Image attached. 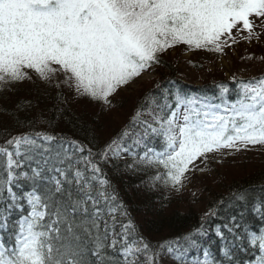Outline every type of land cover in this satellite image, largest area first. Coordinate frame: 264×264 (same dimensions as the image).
I'll return each instance as SVG.
<instances>
[{
	"label": "snow or ice",
	"instance_id": "6c2138e0",
	"mask_svg": "<svg viewBox=\"0 0 264 264\" xmlns=\"http://www.w3.org/2000/svg\"><path fill=\"white\" fill-rule=\"evenodd\" d=\"M262 36L264 0H0V92L35 82L34 74L111 107L119 89L177 46L223 54ZM231 85H217L212 97L148 93L95 152L47 132L6 139L0 264H264V199L252 203L246 193H232L237 203L229 207L237 211L215 226V239H204L201 223L152 243L104 172L110 161L125 160L127 168L150 171L153 187L179 191L207 154L264 146V74L233 75ZM217 216L214 207L204 221Z\"/></svg>",
	"mask_w": 264,
	"mask_h": 264
},
{
	"label": "trees",
	"instance_id": "16d2710c",
	"mask_svg": "<svg viewBox=\"0 0 264 264\" xmlns=\"http://www.w3.org/2000/svg\"><path fill=\"white\" fill-rule=\"evenodd\" d=\"M162 65L166 73H160L155 87L142 90L138 94L136 99L139 100H136L135 108L132 107L133 104L129 106L132 110L138 107L141 99L148 93L159 95L167 90H180L187 95L212 97L211 91L181 83L174 75L173 63L163 61ZM33 79L35 82L26 81L27 83L15 85L11 91L0 92V145L10 136L47 132L79 141L94 152L104 147L98 130L100 119L95 116L88 118L82 112L71 108L60 88L41 81L34 74ZM231 86L230 84L229 87ZM241 150L245 151L243 148ZM125 159L130 161L131 158ZM104 172L114 185L139 234L152 243L172 240L193 232L201 223H205L208 229V237L204 239H215V226L221 224L229 213L235 214L237 211L235 207H229L230 204L237 203L232 200V193L244 192L252 203L264 199V167L241 173L227 183L220 182L216 186L217 190L208 194L201 216L191 209L166 211L168 196L163 192L166 188L153 187L149 179L152 173L146 169L127 168L125 160H120L104 165ZM214 207L218 209V216L205 222V213ZM163 260L174 264L169 259Z\"/></svg>",
	"mask_w": 264,
	"mask_h": 264
},
{
	"label": "rangeland",
	"instance_id": "374dc122",
	"mask_svg": "<svg viewBox=\"0 0 264 264\" xmlns=\"http://www.w3.org/2000/svg\"><path fill=\"white\" fill-rule=\"evenodd\" d=\"M248 56L253 58L242 59ZM261 57H264V36L259 41L242 40L231 48H225L223 54L205 50H186V46L180 45L169 50L163 55L162 60L173 63L174 75L183 83L205 85L218 80L231 81L233 75L245 79L260 76L264 74V59ZM163 66L162 63L155 66L154 70L144 73L134 83L119 89L110 98L111 107L86 98H77L75 93L66 86H61L60 89L65 93V101L71 108L82 112L88 118L95 116L100 119L98 130L102 143L106 144L133 114L132 107L135 108L136 100H139L136 99L139 97L138 94L142 90L155 87L159 82L160 73H166ZM57 78L63 79V76L58 74ZM23 85L26 86V84ZM130 102L132 103L128 104ZM131 105L132 107H129ZM202 159L195 162L196 170L188 174L189 179L183 188L179 191L166 188L163 191L168 196L166 211L191 209L201 216L208 194L216 191V186L221 184L220 182L227 183L232 177L241 173L264 167V146L250 145L245 151L222 149L219 152L207 154L206 161L201 162ZM161 264L170 263L162 260Z\"/></svg>",
	"mask_w": 264,
	"mask_h": 264
}]
</instances>
